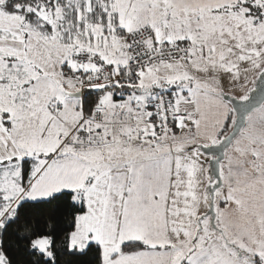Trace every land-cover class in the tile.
<instances>
[{
  "label": "snow or ice",
  "instance_id": "snow-or-ice-1",
  "mask_svg": "<svg viewBox=\"0 0 264 264\" xmlns=\"http://www.w3.org/2000/svg\"><path fill=\"white\" fill-rule=\"evenodd\" d=\"M0 264H264V0H0Z\"/></svg>",
  "mask_w": 264,
  "mask_h": 264
}]
</instances>
